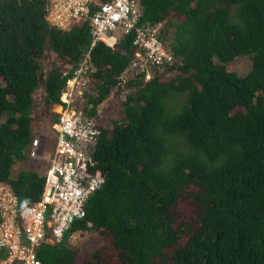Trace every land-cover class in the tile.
I'll list each match as a JSON object with an SVG mask.
<instances>
[{
  "label": "trees",
  "instance_id": "16d2710c",
  "mask_svg": "<svg viewBox=\"0 0 264 264\" xmlns=\"http://www.w3.org/2000/svg\"><path fill=\"white\" fill-rule=\"evenodd\" d=\"M47 2L0 0V182L20 208L38 201L45 183L31 170L12 177L29 157L39 94L55 126L91 44L87 23L51 26ZM140 3V26L165 22L173 64L149 80L123 78L137 50L133 31L114 49L100 42L92 50L84 111L97 119L92 171L105 181L76 225L109 234L123 264H155L167 250L172 264H264V0ZM47 50L63 68L45 72ZM240 58L251 60L246 75L231 68ZM113 94L125 95L122 116L106 123L99 114ZM191 185L198 225L176 227L173 209ZM67 238L43 244L41 264H75L79 249Z\"/></svg>",
  "mask_w": 264,
  "mask_h": 264
},
{
  "label": "built area",
  "instance_id": "2783aa9c",
  "mask_svg": "<svg viewBox=\"0 0 264 264\" xmlns=\"http://www.w3.org/2000/svg\"><path fill=\"white\" fill-rule=\"evenodd\" d=\"M47 22L61 30L74 24L90 26L91 44L67 82L62 95L59 122L55 125V142L45 172L43 192L38 201L19 207L17 196L9 182H0V264H41L38 251L45 243L57 244L68 235L76 243L92 235L76 225L87 215L85 208L91 194L100 189L105 178L93 173L97 119L89 117L85 91L90 83L91 53L102 42L114 49L120 39L135 33L134 54L129 71L123 78L143 74L151 79L157 70L173 64V55L161 38L165 22L140 26V0H47ZM121 28L120 38L113 35ZM101 114V112H100ZM99 114V117H101ZM42 141H32L30 160H42ZM77 247V246H76Z\"/></svg>",
  "mask_w": 264,
  "mask_h": 264
},
{
  "label": "rangeland",
  "instance_id": "374dc122",
  "mask_svg": "<svg viewBox=\"0 0 264 264\" xmlns=\"http://www.w3.org/2000/svg\"><path fill=\"white\" fill-rule=\"evenodd\" d=\"M78 24H74L77 26ZM81 25V24H79ZM73 26V27H74ZM121 28H118L117 31L113 33L116 37L120 38L122 36ZM45 72L52 70L55 66L63 68V62L57 57V55L47 50L46 57L42 61ZM231 68L237 71L241 75H246L251 68V60L248 58H240L236 61ZM174 75V74H173ZM172 74H165L163 80L170 79ZM125 95H114L111 101H108L109 109L105 112L101 111V118L109 123L110 119H119L122 116L123 103H125ZM38 104L42 108L36 109L35 118L33 121L32 131L35 137H38L42 141L41 155L42 160H30L28 159L24 162H20L14 165L12 171V177L17 178L21 171H36L41 175H44L48 167V159L53 150L55 142V126H52L51 120L49 119V110L43 104V92L39 94ZM35 110V109H34ZM61 112V108L58 107L55 109V114ZM53 118V117H52ZM197 192V189L191 185L188 187L185 195L181 196L173 209L172 217L175 222V226H183L185 224H191L192 226L198 225V213L199 209L194 200L193 195ZM189 234H185L180 240L179 245L185 246ZM79 249L77 252V257L75 264H86L90 261L92 264H123L120 259L118 252L114 249L111 236L107 233H103L100 230L93 231L92 235H88V238L83 239L81 242L75 244ZM94 251L100 252V259H97L93 255ZM171 250H167L164 258L158 259L155 261V264H172L171 262Z\"/></svg>",
  "mask_w": 264,
  "mask_h": 264
}]
</instances>
